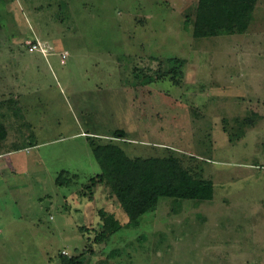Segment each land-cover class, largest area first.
Listing matches in <instances>:
<instances>
[{
	"label": "rangeland",
	"instance_id": "1",
	"mask_svg": "<svg viewBox=\"0 0 264 264\" xmlns=\"http://www.w3.org/2000/svg\"><path fill=\"white\" fill-rule=\"evenodd\" d=\"M197 2L0 4V264H264V0L246 32L206 39L183 25ZM109 140L130 158L177 157L213 199L160 198L96 244L99 210L128 221L91 185V143Z\"/></svg>",
	"mask_w": 264,
	"mask_h": 264
},
{
	"label": "trees",
	"instance_id": "2",
	"mask_svg": "<svg viewBox=\"0 0 264 264\" xmlns=\"http://www.w3.org/2000/svg\"><path fill=\"white\" fill-rule=\"evenodd\" d=\"M14 0H0L1 3ZM258 0H198L194 18L188 16L184 21V29L191 25V35L194 39H206L221 35L242 34L246 32L252 19V12ZM171 73L180 76L182 61L169 59ZM144 70V69H143ZM143 70L140 69L139 78ZM142 78V77H141ZM151 77H146L142 84L152 83ZM254 118L247 117L235 120L236 127L228 134L229 142L244 136V128L252 126ZM227 132L226 129H223ZM236 132V133H235ZM116 139H123L122 132H116ZM6 131L0 123V142L5 138ZM94 158L101 173L92 180V184H106L110 193L127 216L128 221L121 225L113 214L99 210L102 228L108 234L101 233L94 241L100 244L108 236L121 230L124 226H138L140 218L156 209L160 198L175 200L211 201L213 199V183L194 177L184 169L177 157L130 158L113 141L103 144L91 143ZM57 183L58 179L56 180ZM60 264H83L78 257L59 255Z\"/></svg>",
	"mask_w": 264,
	"mask_h": 264
},
{
	"label": "built area",
	"instance_id": "3",
	"mask_svg": "<svg viewBox=\"0 0 264 264\" xmlns=\"http://www.w3.org/2000/svg\"><path fill=\"white\" fill-rule=\"evenodd\" d=\"M32 47H33V48H30V51L33 50L34 48L36 49L35 45L32 46ZM65 56H66L65 54H62V58H65Z\"/></svg>",
	"mask_w": 264,
	"mask_h": 264
}]
</instances>
